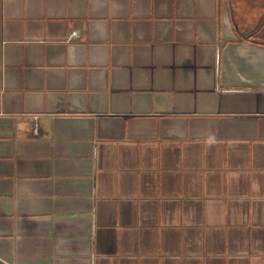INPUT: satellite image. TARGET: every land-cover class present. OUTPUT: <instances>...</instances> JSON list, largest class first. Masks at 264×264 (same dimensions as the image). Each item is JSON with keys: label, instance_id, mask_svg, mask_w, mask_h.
Returning a JSON list of instances; mask_svg holds the SVG:
<instances>
[{"label": "crops", "instance_id": "crops-1", "mask_svg": "<svg viewBox=\"0 0 264 264\" xmlns=\"http://www.w3.org/2000/svg\"><path fill=\"white\" fill-rule=\"evenodd\" d=\"M263 28L239 40L230 0H0V260L264 264Z\"/></svg>", "mask_w": 264, "mask_h": 264}, {"label": "rangeland", "instance_id": "rangeland-1", "mask_svg": "<svg viewBox=\"0 0 264 264\" xmlns=\"http://www.w3.org/2000/svg\"><path fill=\"white\" fill-rule=\"evenodd\" d=\"M230 5L240 28L255 31L264 23V0H230Z\"/></svg>", "mask_w": 264, "mask_h": 264}, {"label": "trees", "instance_id": "trees-1", "mask_svg": "<svg viewBox=\"0 0 264 264\" xmlns=\"http://www.w3.org/2000/svg\"><path fill=\"white\" fill-rule=\"evenodd\" d=\"M259 29H256L255 31H251L249 33H246L244 35H240L241 41H249L254 38L255 34L258 32ZM264 45V44H263Z\"/></svg>", "mask_w": 264, "mask_h": 264}, {"label": "built area", "instance_id": "built-area-1", "mask_svg": "<svg viewBox=\"0 0 264 264\" xmlns=\"http://www.w3.org/2000/svg\"><path fill=\"white\" fill-rule=\"evenodd\" d=\"M36 119H37V117L35 116V117H33V120L34 121H36ZM35 132H37V130L35 129Z\"/></svg>", "mask_w": 264, "mask_h": 264}, {"label": "water", "instance_id": "water-1", "mask_svg": "<svg viewBox=\"0 0 264 264\" xmlns=\"http://www.w3.org/2000/svg\"><path fill=\"white\" fill-rule=\"evenodd\" d=\"M0 264H6V263L0 260Z\"/></svg>", "mask_w": 264, "mask_h": 264}]
</instances>
